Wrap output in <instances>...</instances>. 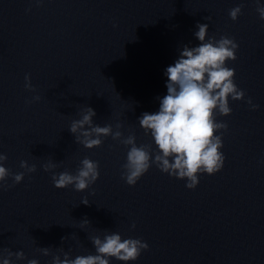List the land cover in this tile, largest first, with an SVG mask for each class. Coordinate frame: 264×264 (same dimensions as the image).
Returning <instances> with one entry per match:
<instances>
[{"label": "clouds", "instance_id": "obj_1", "mask_svg": "<svg viewBox=\"0 0 264 264\" xmlns=\"http://www.w3.org/2000/svg\"><path fill=\"white\" fill-rule=\"evenodd\" d=\"M37 4L42 0H36ZM243 4L229 10V17L236 21L242 14ZM256 11L259 18L264 20V6L257 0ZM207 19H211L208 17ZM198 31L194 33L199 41L197 46L184 45L174 64L165 70L167 77V94L159 99V109L154 113L144 112L138 118L140 127L145 135L151 136L155 150L151 144L136 143L134 134L127 137L120 129L121 123L100 126L94 123L95 110L87 106L80 112V118L71 122L69 131L75 137V142L87 149L101 147L103 137H109L128 147L126 162L122 165V179L129 186L137 181L154 164L163 173L180 180H186L188 189H195L199 184L201 174L214 175L219 172L225 161L221 149L223 147L222 131L227 124L217 121V115L229 116L232 109L231 100H243L244 90L235 83V69L227 66L228 61L237 59L238 44L234 38L226 35L216 39L208 36L209 25L197 23ZM25 88L35 91L29 75H25ZM36 95L33 101H39ZM32 101H29L31 103ZM252 110L259 105L247 100ZM217 132H221L217 135ZM8 157L0 153V191L9 187L6 180L11 176L15 184L23 181L25 174L37 171L35 164L20 161L24 172L12 173L5 167ZM45 172L52 173V181L57 189L72 186L75 191L82 192L94 184L99 178V162L87 157L80 161V166L73 174L69 171L56 173L57 163L49 160L42 165ZM81 203L88 205L84 198ZM85 220L84 223H88ZM135 227V224L132 225ZM65 239V238H62ZM95 254L77 255L70 257V252L59 250L60 254L52 255L49 248H40L38 251L44 256L52 255L51 264H110V259L127 262L135 261L142 251L148 249V244L138 238H122L118 233H105L91 237ZM16 260L26 259L23 251L12 252L8 249L0 250V264H13ZM63 257V258H62ZM27 264H38L37 259H30Z\"/></svg>", "mask_w": 264, "mask_h": 264}]
</instances>
